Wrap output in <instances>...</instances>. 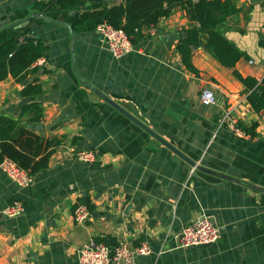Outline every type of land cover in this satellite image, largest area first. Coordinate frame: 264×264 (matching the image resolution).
Returning <instances> with one entry per match:
<instances>
[{"label":"crops","instance_id":"obj_1","mask_svg":"<svg viewBox=\"0 0 264 264\" xmlns=\"http://www.w3.org/2000/svg\"><path fill=\"white\" fill-rule=\"evenodd\" d=\"M50 1L0 0V31L12 34L13 26L29 20L32 36L48 46L44 62L34 64L22 82L9 77L0 83V116L26 130L14 145L26 153L38 148L36 160L45 163L25 188L0 170V264H78L79 249L92 239L111 247L147 244L151 254L136 264H264V110L253 109L252 90L234 69L207 52L206 34L192 55L196 72L183 65L176 47L182 33L198 26L187 9L176 7L153 25L156 37L115 59L96 30L72 36L74 13H52V21L38 17ZM78 1L81 8L124 2ZM233 1L239 12L221 31L249 59L235 70L261 83L264 0ZM170 34L180 39L168 49L161 37ZM30 84L41 87L40 96L21 95ZM207 88L216 104L205 107L200 98ZM32 102L43 109L39 123L21 118ZM229 112L243 137L229 123L221 125ZM254 125V135L241 128ZM82 151L92 152L96 162L79 161ZM83 198L93 209L79 224L73 212ZM15 203L24 214L6 217ZM202 215L222 227L221 239L179 248L176 236Z\"/></svg>","mask_w":264,"mask_h":264},{"label":"trees","instance_id":"obj_2","mask_svg":"<svg viewBox=\"0 0 264 264\" xmlns=\"http://www.w3.org/2000/svg\"><path fill=\"white\" fill-rule=\"evenodd\" d=\"M176 7L187 9L189 19L198 24L197 27L182 33V39L176 47L183 65L188 70L196 72L192 64V55L194 50L203 47L201 34H206L208 41L204 47L207 52L221 66L234 69L235 77L247 89L252 90L248 99L253 109L256 112L264 110V78L259 83L256 79L244 78L235 70L237 63L246 54L221 31L222 25L239 12L233 0H125L111 7L101 3L91 4L86 8H81L78 0H51L42 5L39 11L46 17L52 13H74L71 28L75 34L93 32L100 24H110L124 30L136 45L148 38L144 30L156 25L160 19L169 17ZM21 37L23 40H20ZM47 50L48 46L44 41L32 36L29 26L12 34L9 30L0 31V83L9 77L22 82L31 67L45 56ZM41 93L42 89L38 84H30L21 95L36 97ZM23 117L30 123H39L43 117L40 103L24 105L21 113V118ZM19 124L18 120L0 116V161L9 158L35 176L45 168V163L36 160L38 148L35 149V153H26L16 148L14 139L26 132ZM255 127L256 125L251 128L241 126L246 133L252 135ZM43 161L46 159L43 158ZM79 204L86 205L89 210L93 209L87 199H80Z\"/></svg>","mask_w":264,"mask_h":264},{"label":"built area","instance_id":"obj_3","mask_svg":"<svg viewBox=\"0 0 264 264\" xmlns=\"http://www.w3.org/2000/svg\"><path fill=\"white\" fill-rule=\"evenodd\" d=\"M96 31L102 38V42L115 59H120L135 51L133 39L122 29H117L110 24H100ZM147 37H156L157 30L151 26L144 30ZM264 35V28L261 30ZM44 61L39 59L35 64L41 65ZM201 104L205 107L216 104V96L212 89H204L201 93ZM229 123L231 130L238 136H244V132L238 126V122L227 113L221 121V125ZM78 160L85 163L96 162V156L92 152L82 151L77 154ZM0 170L15 185L20 188L29 187L34 183V176L29 171L21 168L15 161L4 158L0 162ZM24 206L15 203L8 207L4 214L9 218H16L23 215ZM90 211L86 206H77L73 216L75 222L84 224L90 219ZM222 237L220 227L212 217L202 215L190 225L184 227L176 236L179 248L202 247L217 243ZM151 254L150 247L142 244L139 247L131 248L127 244L107 246L104 243L90 240L78 251V264H136L140 256Z\"/></svg>","mask_w":264,"mask_h":264},{"label":"water","instance_id":"obj_4","mask_svg":"<svg viewBox=\"0 0 264 264\" xmlns=\"http://www.w3.org/2000/svg\"><path fill=\"white\" fill-rule=\"evenodd\" d=\"M125 1V0H124ZM38 17H41V18H44V19H47V20H50L52 21L51 19H49L48 17L42 15V14H38L37 15ZM30 23L29 20H24L23 22H21L20 24H17L15 26H13L15 29L19 30V29H23L25 27H27V25ZM71 30V34L72 36L74 37V33H73V30L72 28H70ZM32 35H35V32H32ZM180 39V36L176 35V34H170L168 36H165V37H161V41L164 43V45L170 49L173 42L176 41V40H179ZM245 60H249L246 56L244 57ZM27 83V82H25ZM104 99L108 102H111V100L109 98H106L104 97ZM126 100H130L131 102L135 103L136 105L137 102L134 101L133 99H130V98H126ZM118 108V107H117ZM120 111H122L123 113H125L127 116H129L130 118L133 119V121H135L137 124H139L142 128H144L147 132H149L150 134H152L155 138H158V140L162 141L167 147H169L173 152H175L176 154L178 155H181L180 152H178L174 147H172L170 144H168L166 141L162 140V138L160 136H158L157 134H155L152 130H150L147 126L143 125L142 123L138 122L135 118H133L132 116H130L129 114H127L123 109L121 108H118ZM184 157V156H182ZM194 165V164H193ZM204 247V246H202Z\"/></svg>","mask_w":264,"mask_h":264}]
</instances>
